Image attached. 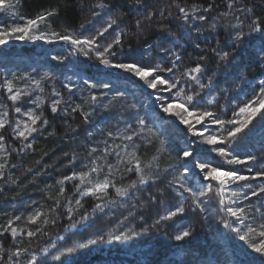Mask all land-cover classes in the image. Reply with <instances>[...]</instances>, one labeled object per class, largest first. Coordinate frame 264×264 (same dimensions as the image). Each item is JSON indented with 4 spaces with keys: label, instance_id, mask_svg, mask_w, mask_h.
Returning <instances> with one entry per match:
<instances>
[{
    "label": "trees",
    "instance_id": "1",
    "mask_svg": "<svg viewBox=\"0 0 264 264\" xmlns=\"http://www.w3.org/2000/svg\"><path fill=\"white\" fill-rule=\"evenodd\" d=\"M92 2L93 0H85L81 7L80 0H20L16 9L17 15L14 16L11 12L0 13V25H22L25 20L20 19V16L25 19L34 18L45 10L56 8L58 15L51 17L48 22L51 28L47 24L41 25V31L70 33L76 36L89 35L96 28L103 26L107 19V16L103 15L100 19L91 17L89 5ZM177 2L186 10H190L193 4L201 8L209 4H214L215 7L210 13H202L206 16L205 22L189 21L186 24L176 18L181 15L178 10L169 7L172 0H150L148 7L155 9L156 15L151 27L145 21L142 29L138 30L135 28V21L144 13H137L131 6V0H115L119 7L113 9V15L122 16L123 22L120 27L130 29L123 37V49L117 48L119 55L115 58L116 62L135 61L149 67L156 64L171 67L174 57L170 53L174 52L181 56V60L177 62L176 75L201 63L206 68L201 80L207 84L208 78L212 77V85L197 97L196 107L212 111L220 119H243L234 117L233 113L255 98L261 86L259 82L264 80L262 67L264 60L261 59L260 53L261 47L264 46V37L258 33L247 35L249 30L244 27L246 36L243 42L237 44L233 41L235 30L229 27V23L235 25L239 21L231 15L221 18V14L233 12V9L228 8L229 0H177ZM235 2L237 9L240 7L253 9V13L249 14L253 19L259 17L264 20V0ZM160 9H164L163 17L160 15ZM169 11L173 13L170 18ZM235 14L240 15L239 12ZM89 19L94 20L92 25L86 24ZM243 19L241 15V20ZM213 23L216 25L215 28L210 27ZM81 24H85L84 29H81ZM161 24L166 26L171 35L157 31ZM113 35L114 31L110 29L100 42L101 49ZM39 41L41 40L25 39L22 46L15 44L9 48L0 46V85L7 79L12 81L14 90L28 92L27 97L17 102V106L22 107L24 111L33 109L37 114L43 111L44 118L49 120L42 134H34V139L30 137L29 141L25 142H32L33 149H25L23 152L9 149L10 164L3 170L4 178L0 179V224H5L8 218L19 215L22 219L14 222V226L24 231L16 241H12L7 234L0 238V243H3L6 249L13 244L27 247L29 255L22 257L23 264H28L29 259L33 264L37 261L39 264H264V256L254 252L235 232L218 223L224 214L218 212V198L215 196L206 206L205 212L198 209L193 212L186 206L183 215L155 226L159 216L176 203L171 196H160V190L166 188L168 180L183 171L186 165L182 155L184 150L193 153L195 163L207 162L213 166L221 164L224 169H235L244 175L248 174L247 168L253 163L254 170L264 164V110L257 114L249 128L245 129L237 140L208 145L202 142L203 137L189 133L187 126L180 124L177 117L159 112L155 108V105L159 106L160 103L169 101L171 93L147 88L137 77L104 66L95 53L85 55L78 46L74 48L70 43L60 40L42 46ZM197 44L200 45L199 48L196 47ZM161 45L163 49L169 50L168 53L161 49ZM213 48L231 53L230 62H219L211 51ZM53 56L63 59L53 60ZM201 56H205L206 59L201 61ZM112 73L115 76L111 75ZM162 75L168 79L173 78V73ZM23 76L29 79H20ZM32 80H39L40 87L32 83ZM85 80L95 83L97 87L88 88L84 84ZM104 83L110 87H101L100 85ZM188 83L191 84V88L187 91L198 90L194 82ZM65 84L75 85L71 94L64 87ZM53 90L58 91L60 96H53ZM117 91L123 92L124 96L115 98L114 93ZM90 93L98 97L95 105L84 104ZM7 96L6 89L0 88V112L8 111V119L14 126L15 120H23L26 117L13 111L12 101L8 100ZM36 97H41L44 101L40 109H36L35 104L27 102L29 99L35 100ZM54 99L65 101L61 108L68 107L69 112L76 104H84L83 110L91 111L93 114L87 123L79 113H71L68 116L53 114L49 105ZM209 99L213 100L212 104L207 103ZM141 118L145 119L147 127L151 128L155 135L147 131L144 133L151 143L135 141L137 155L145 164L152 162L153 156L158 157L155 163L159 168L169 169L167 174H161V180L155 185L149 182L148 185L141 186V190L135 192L133 198L116 197L114 190L109 189V195L116 203L104 208L102 212H93V207L105 201L95 197H78L73 193V185L79 181L65 182L63 185L65 195L57 196L60 187L57 182L73 171L84 170L82 166L89 160L88 153L91 147L98 148L96 155H100L105 147L104 142L112 143V139L107 136L109 131L115 136L117 130H123L127 123L135 124V121ZM65 120L68 122L67 125L64 123ZM69 125L74 131L66 130ZM194 131L204 132V136L227 135L221 131L219 125L211 124L207 118L203 127L195 125ZM0 132L6 137V149L9 145L16 149L21 146L20 141L12 140L11 128ZM161 147L162 151L159 150ZM218 147H224L240 159L252 155L257 160L248 165H228L213 151V148ZM74 156L75 161L69 163ZM2 162L3 159L0 158V163ZM108 162L115 164V157H110ZM105 173L106 169L98 174L93 173L91 178L93 181L103 180ZM195 176L187 175L186 178L194 188L198 189L200 184L209 183L207 181L195 184ZM129 179L136 177L129 174L122 184L126 185ZM116 181H120V175L114 178V182ZM251 183L256 184L258 181ZM236 188V185H232L225 196H230L231 190ZM151 196H156L157 202L152 203ZM76 198L82 200L83 208H78L75 204ZM57 199L60 200L61 207L55 213L49 211L55 206ZM161 200L163 204L160 203ZM252 202L257 207L260 206L256 198H253ZM64 205L73 208L71 218ZM131 205L136 207L132 209ZM37 210L44 215L36 225L28 224L26 217ZM130 211L135 215L129 216ZM85 212L89 218L82 220ZM45 216L48 223H44ZM125 217L128 219L125 220ZM53 219L55 223L51 222ZM229 219L231 221V218ZM36 227H41V233L28 238L26 231H34ZM185 229H190L192 235L184 241H176L173 237ZM131 230L136 234H131ZM122 231L125 232V236L119 241L110 239L108 235L109 233L119 235ZM60 236L65 239H58ZM99 237L103 239H98ZM249 239L259 243L260 238L251 235ZM53 244L55 247H51ZM45 247H48V253L41 251ZM31 253L36 255L31 256ZM0 256L7 261L6 253H0Z\"/></svg>",
    "mask_w": 264,
    "mask_h": 264
},
{
    "label": "snow or ice",
    "instance_id": "2",
    "mask_svg": "<svg viewBox=\"0 0 264 264\" xmlns=\"http://www.w3.org/2000/svg\"><path fill=\"white\" fill-rule=\"evenodd\" d=\"M85 0H80V5L83 7ZM150 0H131V6L135 8L137 13L143 12L144 15L141 18L136 19L135 28L142 29L145 21L148 22L149 27H151L152 21L156 15L155 9H149L148 4ZM20 4V0H0V13L11 12L12 15H17L16 9ZM119 6L115 3V0H93L89 5V11L91 17L95 19H100L103 16H107L103 26L96 28L94 32H90L89 35L76 36L70 33L60 34L55 31L44 32L40 30L41 25L47 24L49 28L51 25L48 23L49 19L53 16L58 15V10L52 8L45 10L37 14L34 18H27L20 16L19 18L25 20L22 25L15 26H3L0 25V45H6L10 40H43L45 43H52L56 40L64 41L65 43H70L74 48L79 47L85 55L90 53H95L100 63L106 67H111L115 69L122 70L126 73L137 77L142 81L147 88L153 90H162L164 92L171 93V98L167 102L160 103V111L171 116H175L179 119V123L187 126L188 132L194 135H199L203 137V143L208 145L224 144L225 142L231 143L240 137L245 129L249 128V125L253 122L254 118L258 113L264 110V80H261L259 92L256 94L254 99L249 100L243 107L239 108L238 112H234V117H243V119H229L224 120L217 118L215 113L209 110H201L196 107L198 100L197 97L206 88H210L212 85V77L208 78V83L205 84L201 80V76L206 72V68L201 64L197 63L195 67L187 68L179 75H176L178 71L177 62L181 60V56L176 53H170L174 60L171 67H162L160 64L154 66H146L143 64H138L135 61L132 62H116V57L119 55L117 48L123 49V37L127 35V27L121 28L120 24L123 22L122 16H114L113 9ZM169 7H175L181 14L177 19L183 20L186 24L189 21H206V16L202 13H210L215 7L214 4H209L207 7L201 8L200 6L193 4L190 6V10H186L184 6H181L177 0H172V4ZM228 8L233 9V12L221 14V18L227 16H233L234 19L239 21L238 24L229 23V27L235 30L233 41L237 44L242 43L245 39L246 33L244 32V27L248 28L247 35L252 33H258L261 37H264V20L259 17L253 19L250 13H253V9L247 7L236 8L235 0H229ZM161 17H163L164 9L159 10ZM201 13L196 15L195 13ZM239 12L240 15L235 13ZM241 15L244 19L241 20ZM173 13L168 12V18L172 17ZM215 19V18H214ZM248 21V23H245ZM94 23L93 19L86 21L87 25H92ZM81 29L85 28V24L80 25ZM210 27L215 28L216 25L213 23ZM114 31V35L111 40L107 41L101 49V40H104L106 34L109 30ZM199 31V28L196 29ZM157 31L161 33H167L171 35L170 31L165 25L161 24L158 26ZM219 43V42H218ZM115 46V47H114ZM197 48L200 47L199 44L196 45ZM161 49L168 53L169 50ZM211 51L214 53L215 57L219 62H230L231 53L228 51H223L219 48H213ZM261 59L264 60V46L260 49ZM53 60H62V57L53 56ZM205 56H201L200 60H205ZM264 67V65H262ZM162 73H173V78L168 79L162 75ZM47 75V74H46ZM151 77V78H150ZM20 79H29L27 76L20 77ZM194 82L197 85L198 90L187 91L191 88V84L188 82ZM32 83L40 87L39 80H32ZM84 84L88 88H96L95 83H90L88 80L84 81ZM103 88H109L110 85L104 83L100 85ZM187 86V88H186ZM65 88L71 94L75 85L65 84ZM0 88L6 89L8 93V100L12 101L13 111L26 119H17L13 122L8 119L9 112H0V130L7 131L11 128V138L13 141H20L21 146L16 149L12 148L11 145L6 149V137L3 132H0V158L3 162L0 163V179L5 176L4 169L9 166L10 162L8 159L9 149L11 151L23 152L25 149H33L34 145L29 141L30 137L34 139V134H42V130L45 126L49 124V120L44 118L43 111L37 114L35 110L28 109L26 111L22 110V107L17 106V102L21 101L23 97L28 96V92L21 91L20 89L14 90L13 83L11 80H5ZM43 91V88L40 89ZM175 90V91H173ZM53 96H60V93L56 90L52 92ZM124 93L117 91L114 93L115 98L123 97ZM159 99V97H157ZM98 97L95 94L90 93L89 96L84 100V104L95 105ZM27 102L35 104L36 109H40L44 101L41 97H36L35 100L29 99ZM66 103L62 99H54L49 105L50 110L53 114H62L68 116L71 113H79L84 122L87 123L91 116V111H84V104H76L74 107L61 108V104ZM208 104H212L213 100L209 99ZM5 107H7L5 105ZM107 107V105H105ZM210 121L211 124L219 125L222 132H226V136L218 135H207L204 136V132L196 133L194 131L195 125H201L203 127L204 122ZM67 125V120L64 121ZM226 125H231V127H225ZM66 130L74 131L69 125ZM152 133V129L147 127L145 119L141 118L135 121V124L127 123L123 130H117V134L114 136L111 131L107 133V136L112 139V143L109 144L107 141L104 142L105 147L100 155H96L99 151L96 147H91L89 149V160L86 164L82 166L81 171H73L70 175L64 176L57 183L60 185L57 196L62 197L65 195V187L63 186L65 182L79 181L73 185V193L78 197H95L98 200L105 201V203H97L93 207V212L103 211L104 208L109 207L116 203V200L111 198L109 195V189H113L116 197L121 198H133L135 192L141 190V186L148 185L152 182L153 185L157 181L161 180V174H167L169 169H160L159 165L155 162L158 157L153 156L152 162L147 164L144 163L142 158L137 155V145L136 140L143 141L145 143H151L148 136H145V132ZM207 131V129H205ZM52 135V133H49ZM89 135H92L89 133ZM155 135V133H152ZM120 142L117 143L116 141ZM127 142V143H125ZM163 145V141H161ZM131 148V151L129 149ZM163 148L161 147V149ZM224 162L228 165H248L250 162H255L257 158L255 156L249 155L245 159H240L235 155H232L224 147L213 148ZM183 158L187 160L193 153L184 150ZM115 157V164L109 163L110 157ZM231 156L229 159L228 157ZM75 161V156L69 163ZM103 161L104 163H99ZM15 167V165H11ZM172 166H169L171 168ZM195 168L199 169L200 174L203 176L204 181L209 183L204 185L200 184V187L194 188L186 180L187 175L190 173V169L184 166L183 171L168 180L166 188L160 190V196H171L176 200V203L168 207V210L160 215L155 221V226L160 225L162 222L171 221L176 217L183 215L186 212V206L189 207L193 212L197 209L200 212H205L207 210V205L210 203L213 196L218 198V212L224 215L218 221L224 228L230 229L235 232L241 241L248 244L254 252L259 253L264 256V164H261L259 169L254 170L255 164L247 168V175L238 173L235 169L227 170L223 168V165L217 164L215 166L207 162H197L194 165ZM106 169L105 178L103 180L93 181L91 176L93 173H101ZM31 171V169H29ZM129 174H134L136 179H129L128 183L122 184V181L129 176ZM120 175V181L114 182V178ZM11 179V177H9ZM258 181V183L253 184L251 182ZM14 182V181H13ZM214 182V183H213ZM199 183V182H198ZM121 184V186H117ZM232 185H236V189L231 190L230 196H225V193L231 189ZM170 190V191H169ZM253 198H256L260 202V206L257 207L256 204L252 202ZM150 201L152 203L157 202L156 196H151ZM190 201V204H189ZM247 201L248 203H244ZM160 203L163 204L161 200ZM75 204L78 208H83L84 205L80 198L75 199ZM61 207L60 200L57 199L55 206L49 211L56 212ZM67 208L68 216L71 218L73 213V208L64 205ZM136 206L131 205L134 209ZM44 214L40 211H35L33 214L26 217L28 224L36 225L40 218ZM133 211L129 212V216H134ZM88 214L82 216V220H87ZM231 218V221L230 219ZM21 216L16 215L7 219L5 224H0V238H4L6 234L11 237L12 241H16L20 233L24 231L23 229H18L14 226V222L20 221ZM128 217H125L127 220ZM48 219L45 216L44 223H48ZM55 223V219L51 221ZM41 227H36L34 231H26V236L28 238L36 237L38 233H41ZM147 231V229H143ZM47 234V233H45ZM131 234L135 235V231L131 230ZM110 239L119 241L125 236V232H120L119 235L108 234ZM192 235L190 229H185L179 234L175 235L173 238L176 241H184ZM251 235L258 236L259 243L251 241L249 237ZM58 239H65L63 236L58 237ZM98 239H103L99 237ZM95 243V241H91ZM55 247V244L51 245ZM48 247L43 248L41 251L48 253ZM0 253L7 254V261H4L3 256H0V264H23L22 257L29 255V249L27 247H19L15 244L10 245L7 249L4 247L3 243H0ZM31 256H35V253H31ZM28 264H33L31 259L28 260ZM39 264V261L36 262Z\"/></svg>",
    "mask_w": 264,
    "mask_h": 264
},
{
    "label": "rangeland",
    "instance_id": "3",
    "mask_svg": "<svg viewBox=\"0 0 264 264\" xmlns=\"http://www.w3.org/2000/svg\"><path fill=\"white\" fill-rule=\"evenodd\" d=\"M62 42H64V41H62ZM39 43H40L42 46H47V45H49V44H53V42H52V43H45L43 40L39 41ZM13 44H15L16 46H22L24 43H23L22 41H20V40H14V41H13V40H10L6 45H0V46L10 47V46H12ZM155 108H156L159 112H161L159 106L155 105ZM192 156H193V155H192ZM192 156H191L190 158H188L187 160H185V162H186V165H185V166H187V167L190 169V173H189L188 175H190V176H192L193 174L196 175V176L194 177V179H195V184H199L198 182H204V183H206L207 181H204V180H203V176H202V174H200L199 169H197V168L194 167L195 162L193 161V157H192ZM240 257L243 258L242 255H240Z\"/></svg>",
    "mask_w": 264,
    "mask_h": 264
},
{
    "label": "bare ground",
    "instance_id": "4",
    "mask_svg": "<svg viewBox=\"0 0 264 264\" xmlns=\"http://www.w3.org/2000/svg\"><path fill=\"white\" fill-rule=\"evenodd\" d=\"M5 48H9V47H5ZM111 75L115 76V74H113V73Z\"/></svg>",
    "mask_w": 264,
    "mask_h": 264
}]
</instances>
